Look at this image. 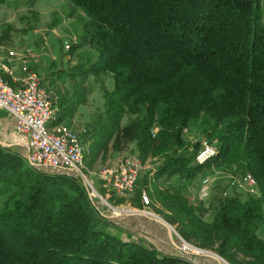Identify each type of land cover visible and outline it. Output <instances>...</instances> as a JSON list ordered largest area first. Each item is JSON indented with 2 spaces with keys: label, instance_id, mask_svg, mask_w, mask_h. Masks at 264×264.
I'll use <instances>...</instances> for the list:
<instances>
[{
  "label": "trees",
  "instance_id": "1",
  "mask_svg": "<svg viewBox=\"0 0 264 264\" xmlns=\"http://www.w3.org/2000/svg\"><path fill=\"white\" fill-rule=\"evenodd\" d=\"M65 1L83 19L68 52L87 47L95 58L68 70L80 81L60 95L59 121L85 101L90 76L109 79L87 125L90 153L134 146L143 163L157 161L165 186L150 194L184 239L231 264H264V0ZM202 118L217 154L199 164L193 127ZM235 167L255 178L257 194L217 184L206 208L182 188ZM56 170L0 142V264H191L117 225L78 175ZM149 186L144 177L133 206Z\"/></svg>",
  "mask_w": 264,
  "mask_h": 264
},
{
  "label": "rangeland",
  "instance_id": "2",
  "mask_svg": "<svg viewBox=\"0 0 264 264\" xmlns=\"http://www.w3.org/2000/svg\"><path fill=\"white\" fill-rule=\"evenodd\" d=\"M81 16L82 14L73 10L72 6L65 0H7L5 3L0 4V64H5L6 56L11 50L17 52L31 50L34 54L32 68L39 74L44 86L55 89L62 96L68 90H75L74 84L79 82L80 79H72L68 75V70L87 59L95 58V53L87 47L78 48L73 54H70L65 49V42L73 39L80 40L79 33L83 24ZM9 81L11 82L10 79ZM102 84L110 86V80L105 77L96 78L90 76L85 85L87 88L85 101H81L79 105L70 104L67 116L63 122L74 126L80 132L83 129H87V125L93 119L94 114L103 109ZM57 108L58 111L63 109L59 103ZM125 122L126 118L123 120V123ZM209 126L210 122L206 118H202L193 127V137L195 139H204L206 137V129H210ZM85 135L82 134L81 136L89 147L91 140H87ZM0 140L9 144L2 138L1 134ZM9 146L11 147V145ZM13 147L20 152L22 151L19 147ZM99 148V145L94 146L86 161L87 175L101 195V197L93 198L95 204L102 209L106 216L117 220L123 219V222H121H126L127 224L125 225L128 227H135L137 224L143 225V223L154 224L160 228L164 226L178 239L174 232V230L178 232L177 226L170 224L166 220V212L163 207L151 196V194H155L156 187L165 186L163 178L157 179L154 175L157 161L150 159L143 163L141 177L136 188L130 195L121 197L112 192L108 193L99 178V172L105 167L116 164L124 155L134 154V146L127 145L123 150H115L112 147V142H110L107 146ZM42 168L50 172L57 171L50 167ZM210 173H213L215 178L214 189L217 184H221L222 187L227 186L228 191L232 188L230 186L231 180L239 179L244 175L242 167H235L232 170L215 168ZM205 175H198L194 183L187 184L186 188L182 187L193 203L200 201L198 188L201 179ZM144 177H148L150 180L149 188L143 190V193L146 192L149 196L150 204L135 207L132 201L135 199L136 193L142 188ZM174 183L175 180L172 179L166 185H173ZM235 189L242 192L244 196L248 193H258L257 188L250 189L247 186ZM121 203L124 204L120 205ZM204 218L211 220L212 215L206 213ZM209 255L214 256L223 264H231L215 251L209 252Z\"/></svg>",
  "mask_w": 264,
  "mask_h": 264
},
{
  "label": "built area",
  "instance_id": "3",
  "mask_svg": "<svg viewBox=\"0 0 264 264\" xmlns=\"http://www.w3.org/2000/svg\"><path fill=\"white\" fill-rule=\"evenodd\" d=\"M77 44L78 39H73L65 42L64 46L69 50L71 46ZM33 57L31 50L8 52L5 64L1 65L3 74H0V111L5 110L14 118L16 137L19 144L28 150L25 157L30 166L72 172L83 180L92 199L101 197L87 175L86 161L90 149L81 136L86 134L87 130L83 129L80 132L72 125L58 122L57 104L60 95L55 89L42 84L39 74L31 66ZM16 62L20 64V75L14 68ZM184 133L188 134L189 130L185 128ZM0 142L9 146L1 140ZM216 154L217 148L214 143L204 138L196 161L204 164ZM143 166L138 155L129 153L120 158L116 164L102 169L99 178L108 193L127 196L134 191ZM214 180L213 174H207L201 179L198 188V198L206 208L209 207L212 197ZM256 185L255 178L249 173L239 179H232L230 183L234 188L247 186L252 189ZM227 193L228 191H225L224 195L226 196ZM142 202L144 206L150 204L146 192L142 194ZM174 232L178 237V247L182 253L207 255L211 252L187 241L176 230Z\"/></svg>",
  "mask_w": 264,
  "mask_h": 264
},
{
  "label": "crops",
  "instance_id": "4",
  "mask_svg": "<svg viewBox=\"0 0 264 264\" xmlns=\"http://www.w3.org/2000/svg\"><path fill=\"white\" fill-rule=\"evenodd\" d=\"M32 66V63H31ZM14 68L17 74H21L20 64L16 62ZM0 74H3V70L0 64ZM63 122V120L61 121ZM64 123V122H63ZM0 134L3 139L9 142L8 145L16 146L22 149L24 155L27 154L28 150L26 147L19 144L15 133V121L14 118L9 115L5 110L0 111ZM11 142V143H10ZM13 142V143H12ZM98 178V177H97ZM124 203H121L122 205ZM123 219H114V222L120 227L133 233L135 236L140 237L146 243L153 245L159 251L168 255H178L184 257L191 264H223L220 260L216 259L212 255H187L182 253L178 247V239L175 238L173 233H170L168 228L161 226V228L154 224H137L135 227H128L126 222L122 223ZM213 252V251H212Z\"/></svg>",
  "mask_w": 264,
  "mask_h": 264
}]
</instances>
